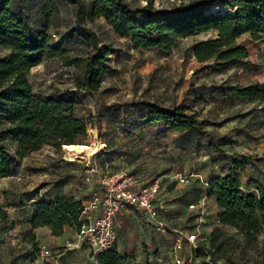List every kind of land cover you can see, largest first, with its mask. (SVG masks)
<instances>
[{
    "label": "rangeland",
    "instance_id": "374dc122",
    "mask_svg": "<svg viewBox=\"0 0 264 264\" xmlns=\"http://www.w3.org/2000/svg\"><path fill=\"white\" fill-rule=\"evenodd\" d=\"M78 1L79 10L73 0H12L17 9L28 8L30 35L44 24L45 8L52 7L48 26L50 41L55 45L62 43L73 62L67 65L61 58L46 54L30 71L29 80L35 93L55 91L78 100L76 110L85 120L86 133L74 145H99V151L96 149L88 157H72L67 154V146L56 150L45 145L19 160L10 177L0 178V209L8 215L7 220L0 218V264H98L86 245L65 247L71 236L51 237L42 228L36 234V247L22 235L29 228L26 220L31 212L30 198H35L49 181L62 178L63 170L55 166L61 161L67 173L75 168L68 163L84 165L111 160L118 167L119 159L136 165L164 163L161 171L170 169L177 174L189 169L208 179L218 172H228L232 160L249 157V164L238 170L243 191L252 193L256 183L264 181V101L250 102L224 94L222 90L224 82L264 83V67L257 71L248 60L242 65L195 77L183 62L190 57L194 43L211 37L212 32L180 39L169 53L158 49L137 51L101 17H89L91 0ZM126 1L131 6L150 2L157 9H171L204 0ZM218 4L213 3L214 9H221ZM77 22L93 30L101 43L112 44L114 48L109 63L115 70L104 77L95 93L74 86V77L83 74L84 60L90 51L76 36L69 34L70 29L80 31ZM7 53L0 46V56ZM155 100L164 106L182 102L198 120L205 121L206 132L168 130L163 122L141 129L143 125L137 119L145 102ZM209 142L218 143L220 150L213 151ZM3 144L13 153L14 143L3 138ZM184 189L180 185L177 191L183 193ZM80 198L83 202L89 200L84 194ZM207 221V229L193 231L199 233L197 245L209 249L214 264H264V226L256 240L247 242L234 228L215 226L212 218ZM185 250L190 252L188 247L172 250L174 264H178L175 256ZM188 256H185L186 262Z\"/></svg>",
    "mask_w": 264,
    "mask_h": 264
},
{
    "label": "trees",
    "instance_id": "16d2710c",
    "mask_svg": "<svg viewBox=\"0 0 264 264\" xmlns=\"http://www.w3.org/2000/svg\"><path fill=\"white\" fill-rule=\"evenodd\" d=\"M80 9L79 1L73 0ZM214 2L221 9L211 12ZM28 8L17 9L12 0H0V46L8 53L0 56V178L13 174L15 164L30 153L50 145L58 150L74 145L86 133L85 120L78 116V100L59 92L35 93L29 80L30 69L39 64L44 55L57 56L70 65L66 47L52 44L48 33L52 7L44 10V24L34 35L28 33ZM90 18L101 17L119 36L129 40L133 50L158 49L169 53L183 38L212 32L209 38L194 43L191 55L183 65L195 77L210 71H220L232 65L252 61V68L264 67V0H204L181 4L171 9H157L150 2L131 6L126 0H91ZM70 29L69 34L90 49L84 60L82 75L74 77L78 90L95 93L104 77L114 72L109 63L114 52L112 44L101 43L90 28ZM238 39H241L238 41ZM224 94L264 101V83L223 84ZM137 121L142 125L163 122L168 130L206 132L204 120H198L182 102L164 106L158 102H145ZM8 138L15 144L10 153L3 144ZM213 151L218 143H208ZM250 162L249 157L234 159L228 172L209 180L207 196L215 199L219 224L234 228L247 242L257 239L264 226V181L256 183L252 193L243 191L238 170ZM81 201L56 197L52 200L36 198L26 220L27 231L22 233L37 247L35 229L47 227L51 235L58 236L66 225H81ZM0 218L7 220L5 210ZM264 246V238H263ZM193 262L188 264H214L211 252L204 246L192 250ZM209 257V261L206 260ZM98 264H121L126 257L107 249L97 255ZM49 264V263H46ZM145 264H156L146 262Z\"/></svg>",
    "mask_w": 264,
    "mask_h": 264
},
{
    "label": "crops",
    "instance_id": "0c3cea01",
    "mask_svg": "<svg viewBox=\"0 0 264 264\" xmlns=\"http://www.w3.org/2000/svg\"><path fill=\"white\" fill-rule=\"evenodd\" d=\"M153 125H143L141 129ZM98 148L99 145H97V150ZM146 151L149 150L146 149ZM117 163L120 164L118 167L111 160L99 161L98 164L94 162L91 164L85 163L84 165L68 163L75 168H72L67 173L65 169H62L61 161L60 164L55 166L63 170L61 172L62 178L49 181L44 188L40 189L38 195L35 194V198H30V201L32 203L36 198H44L47 200H52L56 197L74 198L81 201L79 220L84 222L96 218L101 212L103 191L97 182L98 174L102 172L126 171L142 179L160 181L158 201L163 202L169 208V212L162 217L168 222L169 227L166 231L158 229L154 222L136 206L125 205L122 207L113 217L116 239L110 248L120 256L126 257L127 260L121 264H145L146 262L174 264L173 258L171 257L173 255L172 249L179 239L173 230H183V232L189 233L195 228L200 230L207 229L209 226L208 218H212L215 226H224L217 221L215 199L207 196V187L211 178L225 173L218 172L208 179H204L201 174L195 172L196 176L191 179L190 183L182 184L176 179V174L170 169L160 170L165 168L164 163V165L160 164L158 166L151 165L150 163L136 165L119 159ZM187 172L190 173L191 171L189 169L184 170L183 174L186 175ZM180 185L184 188L186 187L183 193L182 191H177ZM81 194L88 195L89 200L83 202V199L80 198ZM42 228H45L51 234L47 227L35 229L37 232L35 234H38V230H42ZM76 231V225H66L60 235H51V237H74ZM186 246L185 248L187 249ZM188 255H190V252L185 250L184 253L179 255L181 257L183 256V258L176 257L179 259L180 264H188L186 262Z\"/></svg>",
    "mask_w": 264,
    "mask_h": 264
},
{
    "label": "built area",
    "instance_id": "2783aa9c",
    "mask_svg": "<svg viewBox=\"0 0 264 264\" xmlns=\"http://www.w3.org/2000/svg\"><path fill=\"white\" fill-rule=\"evenodd\" d=\"M195 176L196 173L193 171L186 175L177 173L176 179L182 184H188ZM97 182L103 191L100 215L81 223L72 240L66 242L67 249L86 245L95 257V255L111 248L116 239L113 217L125 205H133L141 209L158 229L163 230L169 227L168 222L162 218L169 212V208L163 202L158 201L159 182L157 180L142 179L126 171H113L98 174ZM173 231L180 239L176 241L172 250L184 249L186 242L190 249L187 262H193L192 250L198 246L196 242L199 233L197 231L189 233L182 230ZM181 239H184V242ZM47 252L45 250V253ZM206 260L210 262L209 257H206ZM176 263H180L178 258H176Z\"/></svg>",
    "mask_w": 264,
    "mask_h": 264
},
{
    "label": "bare ground",
    "instance_id": "6f19581e",
    "mask_svg": "<svg viewBox=\"0 0 264 264\" xmlns=\"http://www.w3.org/2000/svg\"><path fill=\"white\" fill-rule=\"evenodd\" d=\"M67 154L72 157L84 156L88 157L92 152L97 149L95 146H84V145H69L67 146Z\"/></svg>",
    "mask_w": 264,
    "mask_h": 264
},
{
    "label": "water",
    "instance_id": "95a60500",
    "mask_svg": "<svg viewBox=\"0 0 264 264\" xmlns=\"http://www.w3.org/2000/svg\"><path fill=\"white\" fill-rule=\"evenodd\" d=\"M220 10H223V9H214V8H212V9H211V12H218V11H220Z\"/></svg>",
    "mask_w": 264,
    "mask_h": 264
}]
</instances>
